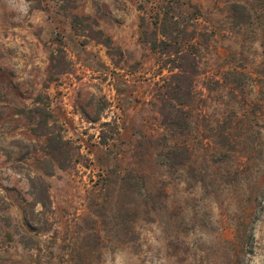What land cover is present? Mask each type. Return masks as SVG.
<instances>
[{"label": "rangeland", "instance_id": "rangeland-1", "mask_svg": "<svg viewBox=\"0 0 264 264\" xmlns=\"http://www.w3.org/2000/svg\"><path fill=\"white\" fill-rule=\"evenodd\" d=\"M165 13L194 56L183 131L158 112L175 58L142 36ZM39 94L67 169L31 132ZM0 264H264V0H0Z\"/></svg>", "mask_w": 264, "mask_h": 264}, {"label": "trees", "instance_id": "trees-1", "mask_svg": "<svg viewBox=\"0 0 264 264\" xmlns=\"http://www.w3.org/2000/svg\"><path fill=\"white\" fill-rule=\"evenodd\" d=\"M80 18L81 17L75 15L71 20L73 29L79 34L82 33L81 30H85ZM143 23L144 21L142 19V27L144 26ZM152 26L153 31L142 28L143 42L153 52L159 51L162 54L174 56L175 61L172 60L173 69L177 71L171 74L158 89L160 104L158 112L163 116V122L167 127L172 126L179 131H183L186 129V126H182L176 119L172 118L170 114H174L175 117L180 114V116L186 120L185 112L179 111L176 107L178 105L185 106L187 100H189L191 88L189 77L193 76L195 72L194 56H191L184 49L185 41L187 40V28L185 24L175 21L166 13L161 20L158 21L155 19ZM88 28L87 34L89 35H86L88 38L100 42L105 46L110 45L109 39L104 38L100 31H93L90 27ZM49 62L50 72L48 74V80H53L55 76L65 72L67 63L62 47H59L51 53ZM23 112L24 111H22L21 114H23ZM26 113L29 118L36 121L31 132L33 135L43 138L44 145L42 146V151L44 155L48 157L51 162L55 163L58 169H67L73 163L77 162L73 154L75 148L71 142L64 140L57 131V126L50 123V105L46 95L39 94L35 99V106L33 109L28 110ZM167 156L169 161L171 160L174 162L177 157V152L169 151ZM27 181L29 183L30 195L34 202L43 208L47 207L49 198L45 181L39 176H27Z\"/></svg>", "mask_w": 264, "mask_h": 264}]
</instances>
